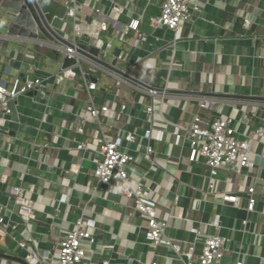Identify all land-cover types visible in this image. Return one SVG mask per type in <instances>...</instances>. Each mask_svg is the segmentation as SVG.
<instances>
[{
	"label": "crops",
	"instance_id": "1",
	"mask_svg": "<svg viewBox=\"0 0 264 264\" xmlns=\"http://www.w3.org/2000/svg\"><path fill=\"white\" fill-rule=\"evenodd\" d=\"M56 1L65 7L69 2ZM111 1L81 0L85 7L78 13L79 21L89 27L92 22L106 19ZM115 1L125 12H110L108 30L101 37L107 47L100 49L99 58L158 88L165 86L164 78L174 59L181 67L171 70V86L167 89L206 94L167 93L162 108L164 119L189 127L194 113L199 111L207 119L232 117L241 123L240 131L253 139L252 168L236 175L227 170L213 175L203 160H191L192 149L187 140L177 144L172 127L165 129L159 123V113L153 116L150 144L157 165L149 179L157 190L158 213L167 220V236L187 248L193 242L189 229L195 225L203 232L228 236L223 264H236L239 260L243 264H264V148L254 133L263 117L264 100L238 97L264 98V43L255 45L251 38L239 39V34H247L264 40V13L251 31L242 27V19L237 16L245 12L243 9L253 12L257 7L264 8V1L252 0L250 5L248 0H241L239 5L231 0H221L226 4L210 3L202 19L196 15L178 31L151 25L152 17L160 14L163 0ZM133 19L140 20L139 31L148 36L147 42L134 51L137 35L133 31L123 34ZM63 20L68 26L61 32ZM53 25L60 38L72 40L73 25L66 14ZM40 38L49 41L44 35ZM46 44L5 41L0 36V80L9 82L18 76L35 75L31 68H36L39 77H53L59 71L60 59L48 55L51 49ZM132 51L133 59L141 58L135 66L117 58L121 52ZM97 64L100 67L93 72L96 90L89 92L81 77L57 84L50 78L47 99L41 100L39 94L32 92L20 96L14 106V122H9L11 135L23 141L14 148L15 152H9L5 150V137L0 136V167L8 176L5 184L0 183V229L5 231L0 234V264H58L59 238L81 216L98 240V258H110L111 264H144L151 250L144 242L145 220L108 186L97 183L93 173L99 154L91 148H77L79 142L91 146L99 128L98 123L85 122L76 115L91 99L118 107L122 103L130 106L129 113L112 122V131L125 128L140 135L150 126L148 120L143 121L141 106L149 103V95L138 91L134 84L117 85V78L110 74L115 71ZM90 67V63H83L89 73ZM202 102L209 103V107L200 108ZM148 141L142 139V143ZM35 143L37 151L33 148ZM46 143L52 147H45ZM136 152L133 174L138 179L144 175L149 160L139 150ZM212 184L215 191L210 189ZM14 186L22 188L24 195L33 200L35 217L28 222L21 218L10 193ZM248 186L256 188L254 211L245 207ZM225 193L241 196L240 208L223 202ZM21 241L32 252L31 259L26 258ZM153 250L159 264H184L169 246L159 245Z\"/></svg>",
	"mask_w": 264,
	"mask_h": 264
},
{
	"label": "built area",
	"instance_id": "2",
	"mask_svg": "<svg viewBox=\"0 0 264 264\" xmlns=\"http://www.w3.org/2000/svg\"><path fill=\"white\" fill-rule=\"evenodd\" d=\"M231 1L235 5H239L241 2V0ZM217 2L226 4L221 0H163L161 2L160 14L152 17L151 25L178 31L190 21H193L194 16L197 15L198 19H202L207 5ZM251 2L252 0H248L246 3L250 5ZM84 7L85 4L81 0H69L66 5L65 14L69 22L72 23L74 32L72 40L66 41L75 44V46L83 43L89 46L95 45L99 49L103 48L104 50L107 46L106 43L102 42L101 37L108 30L107 19L109 18V14L113 10L123 13L125 12V8L115 0H112L108 4L107 12L105 13L106 19L92 22L88 27V25H83L78 17L79 11ZM243 10L245 12L239 13L237 16L242 19V27L251 31L253 26L263 19L264 8L257 7L253 12L248 11V9ZM139 25L140 20L133 19L126 24L123 33L128 35L133 31L137 35L133 51L139 50L148 40V36L139 31ZM67 26L68 22L63 20V27H61L60 31L64 32ZM242 38L253 39L255 45L257 42L264 43V40L258 37V35H248L247 37V34H239V39ZM45 46L51 50L56 49L63 53V56L75 57L77 63L71 67L63 68L61 63L62 56H60V68L53 77H39L36 75V68H31V73L35 75L18 76L9 82L0 80V136L5 137L6 151L15 152L14 148L23 141L22 138L11 135V127L9 126V122H14L12 118V115L15 113L14 106L20 96L36 92L41 96V100L47 99V87L50 78H53V81L57 84L67 79L76 81L81 77L89 92L97 89V82L93 77V72L96 71L95 67H100L97 62L80 55L73 47L66 46L57 40L47 41V45ZM133 51L130 53L121 52L117 58L127 61L131 66H135L141 61V58L133 59ZM261 59L264 63V53ZM83 63H90L92 65L89 68L91 73L83 68ZM180 67L181 64L173 59L171 68L168 70V75L164 78L165 86L163 88L171 86V70L173 68L179 69ZM126 72L129 73L128 71ZM110 74L117 78V85L123 83L134 84L138 91L149 95V103L147 105L141 104V106H143V121L148 120L150 126L145 127L144 133L140 135L132 129L117 128L115 131H112V122H116L121 119L122 115L129 113L130 106L122 103L118 107L115 103L106 104L103 101L97 103L91 99V103L78 109L76 115L85 122L98 123L99 128L93 134L91 146H88L85 142H79L77 143V148L81 150L91 148L99 154V159L96 160V167L93 173L97 183L108 186L111 191L115 192L120 199L124 200L128 206L145 220L146 225L143 231L144 242L149 245L151 250L148 252L144 264H159L153 250L159 245L173 248L176 255L183 259L184 264H223L229 240L227 235L206 233L197 226L192 225L189 230L193 235V242L187 248H184L181 243L169 239L167 236V220L162 218L158 213L157 190H154L151 186V180L149 179V175L154 172L153 169H156L157 165L156 159L153 157L154 150L150 144L153 125L155 124L153 116L159 113L162 117L159 123H162L165 129L170 128V126L172 127V135H174L177 144H180L182 140H187L192 149L191 160H203L213 175L220 172V170H227L232 175H236L242 173L247 168H252L254 166L251 159L253 139L247 137V135L245 136L240 131L241 123H236L232 117L220 116L207 119L199 111L194 113L189 127L181 123L168 121L164 119L162 111L167 93L147 89L116 72L111 71ZM208 107L209 103L202 102L200 104V108ZM80 131L82 132V129ZM254 133L256 139L264 148V108L261 123ZM144 138L149 140L148 143H142V139ZM135 145L138 147L135 148ZM35 147L36 143L33 148L37 151ZM45 147H52V145L51 143H46ZM137 150L143 153L144 157L149 160V164L144 175H141V178L135 179L133 165L137 162ZM7 180V174L0 167V183L5 184ZM210 189L215 191L214 184L210 186ZM246 192L247 204L245 207L248 211H254L256 205V198L254 197L256 193L255 186H248ZM10 193L14 195L15 203L19 206L21 218L26 222L33 219L35 217L33 213V200L25 196L23 189L17 186H14L10 190ZM222 200L223 202L231 203L235 208H240L241 196L238 194L225 193ZM243 223L246 224L247 221ZM0 234L4 235L5 231L0 229ZM97 241V238L88 231L85 219L82 216L78 217L73 228L65 231L59 238L58 264H111L110 258H98L96 250V246L98 247ZM198 243H201L200 249H198ZM19 244L21 248L26 250V258L31 259L32 252L26 247V243L21 241ZM236 264H243V262L239 260Z\"/></svg>",
	"mask_w": 264,
	"mask_h": 264
},
{
	"label": "water",
	"instance_id": "3",
	"mask_svg": "<svg viewBox=\"0 0 264 264\" xmlns=\"http://www.w3.org/2000/svg\"><path fill=\"white\" fill-rule=\"evenodd\" d=\"M0 11L4 13V18L0 16V36L5 41L13 40L29 45H43L44 43H47V40H42L40 35H44L49 41L57 40L66 46L73 47L80 55L86 56L104 66L110 67L117 74H120L147 89L175 94H206L189 90L182 91L154 87L132 76L125 70H119L109 66L99 58L100 49L97 46H89L83 43L75 46V44L63 40L57 32H55L53 22L65 15V6L56 0H0ZM62 54L63 53L57 51L56 49H52L48 55L57 60H59L60 56H62L61 63L63 68L71 67L77 63V59L75 57L63 56ZM238 97L248 100H264V98L257 96Z\"/></svg>",
	"mask_w": 264,
	"mask_h": 264
},
{
	"label": "rangeland",
	"instance_id": "4",
	"mask_svg": "<svg viewBox=\"0 0 264 264\" xmlns=\"http://www.w3.org/2000/svg\"><path fill=\"white\" fill-rule=\"evenodd\" d=\"M0 16H2L3 18H4V13L2 12V11H0ZM69 29H70V27H69ZM0 30H1V27H0ZM60 62H58V64H59ZM14 73V72H13ZM139 74H140V76L142 77L143 76V74L141 73V72H139ZM144 77V76H143Z\"/></svg>",
	"mask_w": 264,
	"mask_h": 264
},
{
	"label": "trees",
	"instance_id": "5",
	"mask_svg": "<svg viewBox=\"0 0 264 264\" xmlns=\"http://www.w3.org/2000/svg\"><path fill=\"white\" fill-rule=\"evenodd\" d=\"M239 26H240V23H239Z\"/></svg>",
	"mask_w": 264,
	"mask_h": 264
}]
</instances>
